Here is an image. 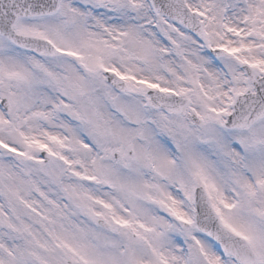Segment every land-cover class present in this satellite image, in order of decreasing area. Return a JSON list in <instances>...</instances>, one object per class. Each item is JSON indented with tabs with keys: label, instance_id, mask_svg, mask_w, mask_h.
Segmentation results:
<instances>
[{
	"label": "snow or ice",
	"instance_id": "obj_1",
	"mask_svg": "<svg viewBox=\"0 0 264 264\" xmlns=\"http://www.w3.org/2000/svg\"><path fill=\"white\" fill-rule=\"evenodd\" d=\"M0 264H264V0H0Z\"/></svg>",
	"mask_w": 264,
	"mask_h": 264
}]
</instances>
